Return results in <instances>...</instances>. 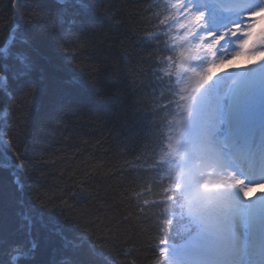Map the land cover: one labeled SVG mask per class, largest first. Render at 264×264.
<instances>
[{
	"label": "trees",
	"instance_id": "16d2710c",
	"mask_svg": "<svg viewBox=\"0 0 264 264\" xmlns=\"http://www.w3.org/2000/svg\"><path fill=\"white\" fill-rule=\"evenodd\" d=\"M103 3L107 11L97 17L101 43L77 61L90 66L86 71L98 69L99 75L60 117L54 138L48 135L54 115L49 101L58 77L66 73L51 68L47 87L38 84L31 130L45 138L40 147L53 153L52 163L40 165L43 178L36 179V173L24 178L33 187H26L22 196L30 202L36 182L60 197L56 204L67 201L63 218L78 231L87 229L86 238L112 264H169L163 246L182 243L194 227L184 215L173 162L194 96L177 80L175 47L142 39L151 35L154 13L163 10L165 0ZM50 6H55L51 0ZM10 8L9 0H0V22H7ZM50 44L42 47V55L52 54ZM58 59L57 54L53 63ZM3 121L0 113V128ZM36 154L37 146L29 145V159ZM0 183V220L14 229L20 222L16 200L21 194L6 171L0 170ZM58 212L52 216L61 220ZM33 232L40 245L37 264L53 257L59 261L61 253H53L58 244L47 230L37 224Z\"/></svg>",
	"mask_w": 264,
	"mask_h": 264
},
{
	"label": "snow or ice",
	"instance_id": "6c2138e0",
	"mask_svg": "<svg viewBox=\"0 0 264 264\" xmlns=\"http://www.w3.org/2000/svg\"><path fill=\"white\" fill-rule=\"evenodd\" d=\"M9 4L10 17L7 22H0V113L4 114L0 170L8 173L21 196L16 200L20 221L16 228H7L0 220V264H37L40 245L33 232L37 224L58 244L53 253H61L59 261L53 257L41 264H112L109 256L86 238L87 229L78 231L63 218L62 209L68 207L67 201L56 204L60 197L36 182L30 202L26 203L22 196L26 187H33L24 178H31L33 173L36 179L43 178L40 165L52 163L53 153L40 147L45 138L31 130L38 84L47 87L51 68L66 73L58 77L49 101V111L54 115L49 121L48 135L54 138L62 123L60 117L74 100L87 94L99 75L98 69L86 71L90 66L77 61L101 43L97 17L103 16L107 7L103 0H51L54 7L50 0H9ZM162 7V11L154 13L156 23L151 35L142 39L148 43L155 39L175 47L178 66L203 61L204 68H212L215 75L227 70V59L244 58L243 67L264 64V6L247 11L243 23L233 24L230 31L219 35L201 31L205 27V12L195 10L188 0H165ZM228 36L234 38V48L225 57L221 55V41ZM49 41L52 54L42 55V47ZM57 54L59 59L53 63ZM29 145L38 149L32 159L28 157ZM54 212L59 213L61 220L52 216ZM13 249L15 252L10 255Z\"/></svg>",
	"mask_w": 264,
	"mask_h": 264
},
{
	"label": "rangeland",
	"instance_id": "374dc122",
	"mask_svg": "<svg viewBox=\"0 0 264 264\" xmlns=\"http://www.w3.org/2000/svg\"><path fill=\"white\" fill-rule=\"evenodd\" d=\"M188 3L193 5L195 10L205 12V27L202 28V32L212 31L219 35L221 32L226 31L222 27H216V22L221 18L215 16L202 0H188ZM254 7H257V4ZM211 27L214 28L211 29ZM226 38L227 40L221 41V46L224 47L221 55L225 57L234 48V40H230V36ZM232 60L235 63L236 61H243L244 63L246 61L244 58ZM186 65L181 67L177 64V75L184 88H188L193 93L196 100L193 108L197 104L202 107L201 112L194 119L193 108L191 109V114L187 119L188 124L186 123L187 125L180 133L183 136L180 137L177 150L178 186L186 192V214L194 220L198 230L202 231L203 234L208 221L203 217L205 213L218 223L217 226H212L213 229L222 228L224 230L223 235L228 237L233 236V238L240 239V235L243 236L251 232L257 233L264 228V179L257 184H249V186L241 188L242 193L240 195L233 194V191L238 188H235L229 179L221 177L220 169L216 165V162H220V152L217 150L209 151L208 147L210 146L207 147L205 142H210L212 138L218 136L221 132L220 116L225 111L229 112L232 122L235 121V118L240 120L247 114L252 116L257 114L259 119L264 121V111L262 109L264 107V64L258 66L249 64L246 68L243 67L244 77L238 85L227 81L229 78L227 70L214 76L213 69L204 68L203 61H189L186 62ZM250 83H252V92H249L248 88ZM234 85L237 86V90L234 91L235 94L232 97V95L229 96V91ZM248 100L250 101L247 102ZM208 120L213 122L208 124ZM192 121L198 124V128L193 134L190 132L192 129H189V124ZM244 180L246 181V179ZM255 189L258 197L252 203L253 199L251 201L246 200L245 195L247 192L253 193ZM244 199L250 204L246 205ZM236 203L240 205L238 213L233 215L231 209L232 205H236ZM191 211H194L195 214L190 215ZM248 213L251 214L250 219L247 217ZM232 217H235V224L230 223ZM244 218L245 221L249 220L246 224ZM176 247L171 244L165 247L169 261L171 264H186L181 259L180 248Z\"/></svg>",
	"mask_w": 264,
	"mask_h": 264
},
{
	"label": "bare ground",
	"instance_id": "6f19581e",
	"mask_svg": "<svg viewBox=\"0 0 264 264\" xmlns=\"http://www.w3.org/2000/svg\"><path fill=\"white\" fill-rule=\"evenodd\" d=\"M214 27H211V29H213ZM230 53V52H229ZM245 63H246V61H245ZM236 64H238V65H236ZM244 64V62L243 61H236V63L232 60V59H228L227 60V62H226V68H227V71H228V73H233V71H235V70H240V69H242L243 68V65ZM236 65V66H235ZM240 67H242V68H240ZM246 68V67H245ZM222 71H220L219 73H221ZM215 76V75H214ZM227 81H232V79L231 78H228L227 79ZM235 88V89H234ZM237 89H236V87H233V88H231V90H230V94L231 95H234L235 94V92L234 91H236ZM220 96H221V93L219 94ZM201 110H202V107L201 106H199L198 104H197V106H195V108L192 110V114L194 115V116H196V114L197 113H199V112H201ZM208 123H210V122H213L212 120H208L207 121ZM190 127V128H189ZM189 127H187V128H189V129H196L197 128V125L195 124H190V126ZM223 179L225 178V176H221ZM226 177H227V175H226ZM257 190L255 189L254 191H253V202L252 203H254V201L256 200V198L258 197L257 196V192H256ZM245 192V191H244ZM242 192H241V190H236V191H233V194H236V195H240ZM240 205V204H239ZM239 205H238V203H236V205H232V213H233V215H235L236 213H238V209H239ZM201 214H203L202 212H200ZM194 215L195 213H194V211H191V213H190V215ZM205 219H207L208 221H207V225H206V228H205V233L203 234V232L201 231L200 232V234H197L194 238H192V240L189 242V244H188V246L189 247H191V246H193V244L195 243V241L196 240H198V239H200V238H202L203 237V240H207V241H220V240H223V239H225L226 237H228V236H226V235H223L224 234V230L222 229V228H219V229H217V230H214L213 229V227L212 226H217V222H215V220L212 218V217H210L209 215H207V213H205L204 214V216H203ZM235 217H232L231 219H230V223H232V224H235ZM249 234H251V233H249ZM204 235V236H203ZM245 235V237H253V235H247V234H244ZM261 237V239H264V235H261L260 236ZM250 239H252V238H250ZM225 240H228V241H232V242H234V239H233V237H228L227 239H225ZM235 241H237V240H235Z\"/></svg>",
	"mask_w": 264,
	"mask_h": 264
}]
</instances>
